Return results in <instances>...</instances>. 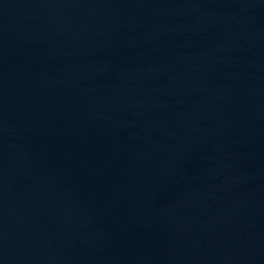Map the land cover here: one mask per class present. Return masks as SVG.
Returning <instances> with one entry per match:
<instances>
[{"label":"water","instance_id":"water-1","mask_svg":"<svg viewBox=\"0 0 264 264\" xmlns=\"http://www.w3.org/2000/svg\"><path fill=\"white\" fill-rule=\"evenodd\" d=\"M0 264H264V0H0Z\"/></svg>","mask_w":264,"mask_h":264}]
</instances>
